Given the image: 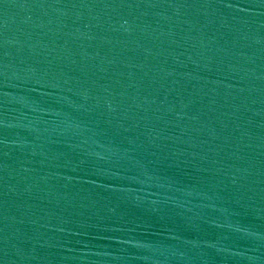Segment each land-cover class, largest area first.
Instances as JSON below:
<instances>
[{"label": "water", "instance_id": "obj_1", "mask_svg": "<svg viewBox=\"0 0 264 264\" xmlns=\"http://www.w3.org/2000/svg\"><path fill=\"white\" fill-rule=\"evenodd\" d=\"M0 264H264V0H0Z\"/></svg>", "mask_w": 264, "mask_h": 264}]
</instances>
